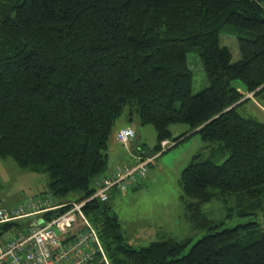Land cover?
I'll return each mask as SVG.
<instances>
[{
	"label": "trees",
	"instance_id": "obj_1",
	"mask_svg": "<svg viewBox=\"0 0 264 264\" xmlns=\"http://www.w3.org/2000/svg\"><path fill=\"white\" fill-rule=\"evenodd\" d=\"M223 35L235 37L236 58ZM192 52L209 82L198 93ZM262 93L264 0H0V158L47 172L54 203L69 194L81 202L110 175L108 142L127 105L157 131L153 149L137 145L135 161L195 133L227 154L217 163L199 152L181 172L184 215L207 231L195 242L165 233L136 248L108 205L117 186L107 201H88L111 264H264V124L238 111ZM177 123L189 128L174 135ZM216 199L225 220H251L224 227L203 210Z\"/></svg>",
	"mask_w": 264,
	"mask_h": 264
},
{
	"label": "rangeland",
	"instance_id": "obj_2",
	"mask_svg": "<svg viewBox=\"0 0 264 264\" xmlns=\"http://www.w3.org/2000/svg\"><path fill=\"white\" fill-rule=\"evenodd\" d=\"M222 40L223 43L232 47L235 58L240 55L237 54V50H234V46L236 47L234 36L223 35ZM188 63L194 73L192 91L198 93L207 88L209 82L197 53L188 54ZM241 83L238 81L237 85ZM130 108H132L130 105L125 107L116 121V128L131 125L137 137L128 144L115 141V136L110 138L107 150L110 173H114L118 165H125V163L133 165L137 145L145 143L147 147L153 149L157 144L155 127L142 125L135 107H133L132 115L129 114ZM238 111L243 116L251 117L264 124V93L252 96L238 107ZM186 128L189 127L185 123L172 125L174 133L177 130L183 132ZM170 140L171 144L166 151H161L157 165L152 167L147 177L136 179L135 184L129 185L127 191H122L118 187L111 190L108 205L118 216L124 240L136 248L147 246L165 233L180 239L192 237L193 242L207 233L205 230L193 228L189 219L184 215L185 208L181 200V196L184 195L180 182L181 172L189 164L193 155L199 152L202 158L211 156L217 163H222L227 154L221 155L214 150L220 147L219 142L204 141L200 133H195L177 145H174L172 138ZM49 181L50 176L47 172L21 168L10 157L0 158V206L10 209L27 200L46 197L49 194L47 193ZM76 199L75 194H69L65 201L71 203ZM203 210L212 218L224 219V208L218 199L204 204ZM253 219L261 222L263 217L259 215ZM249 220L251 217L238 220L224 219L223 226H234L236 223H245ZM28 221L29 219L26 218L14 222L8 229L9 233L15 235L17 232L24 231ZM72 234L73 231L70 229L62 233L60 237L65 239ZM4 236L0 237L2 243L5 242Z\"/></svg>",
	"mask_w": 264,
	"mask_h": 264
},
{
	"label": "built area",
	"instance_id": "obj_3",
	"mask_svg": "<svg viewBox=\"0 0 264 264\" xmlns=\"http://www.w3.org/2000/svg\"><path fill=\"white\" fill-rule=\"evenodd\" d=\"M134 128L123 127L117 133V140L128 144L135 137ZM171 144L164 139L161 147L166 150ZM158 154L138 157L133 165H120L114 173L103 178L96 192L81 202L56 204L51 196L27 200L10 209L0 206V237L5 234V242L0 241V264H111L101 243L98 229L85 214L84 205L98 197L102 201L110 198V190L117 186L127 191L128 184L146 177L149 166L155 163ZM70 205L67 211L50 219L45 213ZM29 219L24 231L11 235L3 229L5 224H13L21 219ZM80 219V221H78ZM72 229L73 234L62 239L60 236ZM100 260L97 262V253Z\"/></svg>",
	"mask_w": 264,
	"mask_h": 264
},
{
	"label": "crops",
	"instance_id": "obj_4",
	"mask_svg": "<svg viewBox=\"0 0 264 264\" xmlns=\"http://www.w3.org/2000/svg\"><path fill=\"white\" fill-rule=\"evenodd\" d=\"M124 126H126V125H122V126L118 127V129H116L115 132H117V130H119L120 128H122V127H124ZM186 129H187V128H186ZM186 129H185V130H186ZM180 133H181V131L177 130V131L174 133V135H178V134H180ZM115 134H116V133H115ZM135 134H136V135H135V137L133 138V140L137 137V133H136V131H135ZM114 136H115L114 139H115V141H116V140H117V139H116V135H114ZM133 140H132V141H133ZM132 141H131V142H132ZM138 144H139V143H138ZM125 164H126V163H125ZM118 166H120V165H118ZM107 173H108V174L110 173L109 167H108V172H107ZM137 185H138V184H137Z\"/></svg>",
	"mask_w": 264,
	"mask_h": 264
}]
</instances>
